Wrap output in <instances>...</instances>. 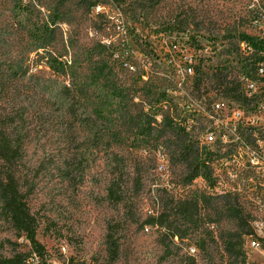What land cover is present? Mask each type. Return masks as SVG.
I'll return each mask as SVG.
<instances>
[{
	"label": "rangeland",
	"instance_id": "1",
	"mask_svg": "<svg viewBox=\"0 0 264 264\" xmlns=\"http://www.w3.org/2000/svg\"><path fill=\"white\" fill-rule=\"evenodd\" d=\"M94 1L0 0L6 78L0 116L23 115L16 177L46 260L105 264L107 226L114 224L119 254L113 264H264V83L260 72L252 82L243 74L255 57L237 40L241 33L263 37L264 0H137L144 10L134 27L148 39L154 62L128 36L130 16L108 0L91 7ZM35 26L53 34L37 55L26 53L33 44L27 30ZM166 26L175 29L163 31ZM49 53L61 57L62 75L46 66ZM217 73L251 90L249 109L221 95ZM61 85L101 126L98 149L90 128L51 104L50 89ZM161 93L168 114L167 104L157 112ZM238 126L253 127L254 141L231 139ZM182 127L200 150L212 152L210 183L188 180ZM115 179L123 183L124 200L112 204L106 190ZM186 203L194 211L185 213ZM15 254L41 264L0 214V259Z\"/></svg>",
	"mask_w": 264,
	"mask_h": 264
},
{
	"label": "trees",
	"instance_id": "2",
	"mask_svg": "<svg viewBox=\"0 0 264 264\" xmlns=\"http://www.w3.org/2000/svg\"><path fill=\"white\" fill-rule=\"evenodd\" d=\"M108 1L121 15L130 16L131 24L133 25L130 28L128 36L132 39L138 53L151 62H154L155 54L151 49L148 39L141 36L134 27L144 10V8H142L143 4L137 0ZM99 3V0H95L91 7H94ZM174 29V27L171 28L170 26H166L163 28V31L173 32ZM27 36L33 44L26 49V53L36 52V55L39 50H43L44 52L53 40L52 31L49 30L47 26L42 28L35 26L31 30L28 29ZM237 40L239 43L245 44L247 48L253 51L252 55L255 57L253 60L254 66L251 69H246L245 73H243L246 78L253 81V79L258 76L259 69V67H255V65L261 63L264 59L262 55L259 54L264 50V40L242 33L237 35ZM17 65L18 64L11 68L10 71L12 74L18 73L19 65ZM46 66L57 76L62 75L65 69V64L61 61V57L52 56L50 53L47 54ZM226 79V76L219 77V74L217 73L216 83H218L217 85L220 89L221 95L237 104L240 103L246 109H249L252 103H254L255 98L252 96L247 97L237 84L234 85V83ZM5 82L6 78L0 73V90L4 87ZM52 82L57 84V80H53ZM71 91L72 90L67 85H61V87L50 89L49 94L52 98L51 104L58 109H63L65 115H69L75 123L90 128L94 134L92 141L95 143L94 146L98 149L99 146L104 143L102 128L99 124L92 122L86 106L83 103L81 104ZM157 101V112L163 111L162 106L167 104L168 107L164 112L168 114L169 110H171V106L169 102L166 101L165 93H161ZM165 101L166 103H164ZM177 109L178 107L176 105L175 108L172 109V112H176ZM18 114L19 113L4 114V116H0V214L8 220L11 228L17 233L18 237H24V239L28 241L34 255L41 261V264H50L45 258L44 247L36 240L37 222L34 215L29 211L26 195L21 191L20 184H18V179L16 177V166L23 157L22 147L24 144V137H21L20 134H18V128H20L22 124L21 120L23 115ZM162 121H168V126L172 127L170 128L171 130L176 129L177 127V125L173 124L172 120L165 115L162 117ZM234 130V134L230 136L231 139H244L247 143L254 141L253 137L255 129L253 127L238 126ZM180 131L183 132L181 137V156L186 164L188 180L194 181V179L199 177L204 179L207 183H210L212 180L210 166H208L206 161L210 159L212 152L200 150L197 147V144L190 140L188 133L185 132V127H182ZM206 156H208V158H206ZM113 159L114 161L116 160L114 163L117 165L119 162L117 155H115ZM122 185L123 183L118 179L111 180L106 190V197L110 203L116 204L124 200ZM195 207L196 205L193 203H186L181 206V209L185 210V213H190V210L195 209ZM148 222L155 223L154 220ZM117 231L118 225L113 224L107 226V233L105 236L107 261L105 264H113L118 260L119 243L118 237H116ZM175 237L178 239L180 238L176 232H172L171 238L173 239ZM229 246L231 250H234L236 244L235 242H231ZM0 264H27V262L25 256L22 254H15L8 259H0ZM77 264L84 263L81 262Z\"/></svg>",
	"mask_w": 264,
	"mask_h": 264
},
{
	"label": "built area",
	"instance_id": "3",
	"mask_svg": "<svg viewBox=\"0 0 264 264\" xmlns=\"http://www.w3.org/2000/svg\"><path fill=\"white\" fill-rule=\"evenodd\" d=\"M263 35V37L261 38L262 40H264V33L262 34ZM243 44V43H242ZM243 45H245V44H243ZM245 47H246V45H245ZM263 53H264V50H263ZM263 62H264V60H263ZM259 72H260V76H261V81L264 83V68L262 67H259V69H258V75H259ZM250 81V80H249ZM250 82H252V81H250ZM248 87H252V86H250V85H247ZM243 93L247 96V97H251L252 95H251V90H243ZM248 94H250V96H248ZM222 104H219V103H216V104H214V108L216 109V110H220L221 108H222ZM213 137H214V133H212V131H208V133H207V136L205 137V140L208 142H210V141H212L213 140Z\"/></svg>",
	"mask_w": 264,
	"mask_h": 264
}]
</instances>
